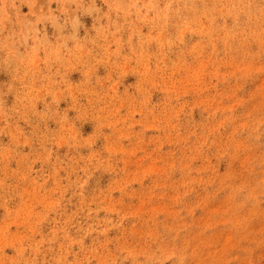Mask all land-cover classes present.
<instances>
[{
  "label": "rangeland",
  "instance_id": "obj_1",
  "mask_svg": "<svg viewBox=\"0 0 264 264\" xmlns=\"http://www.w3.org/2000/svg\"><path fill=\"white\" fill-rule=\"evenodd\" d=\"M0 264H264V0H0Z\"/></svg>",
  "mask_w": 264,
  "mask_h": 264
}]
</instances>
